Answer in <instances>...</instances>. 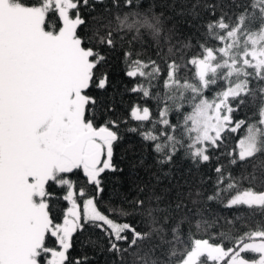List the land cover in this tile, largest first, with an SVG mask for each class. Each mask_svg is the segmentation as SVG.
Masks as SVG:
<instances>
[{"label":"snow or ice","instance_id":"snow-or-ice-1","mask_svg":"<svg viewBox=\"0 0 264 264\" xmlns=\"http://www.w3.org/2000/svg\"><path fill=\"white\" fill-rule=\"evenodd\" d=\"M264 264V0H0V264Z\"/></svg>","mask_w":264,"mask_h":264},{"label":"trees","instance_id":"trees-1","mask_svg":"<svg viewBox=\"0 0 264 264\" xmlns=\"http://www.w3.org/2000/svg\"><path fill=\"white\" fill-rule=\"evenodd\" d=\"M103 260H104L103 256L99 257V264H103Z\"/></svg>","mask_w":264,"mask_h":264}]
</instances>
